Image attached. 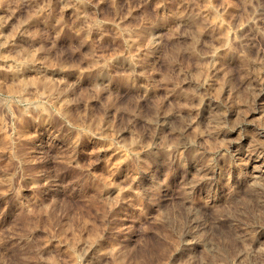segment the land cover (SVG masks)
I'll return each instance as SVG.
<instances>
[{"label":"rangeland","instance_id":"1","mask_svg":"<svg viewBox=\"0 0 264 264\" xmlns=\"http://www.w3.org/2000/svg\"><path fill=\"white\" fill-rule=\"evenodd\" d=\"M0 264H264V0H0Z\"/></svg>","mask_w":264,"mask_h":264}]
</instances>
